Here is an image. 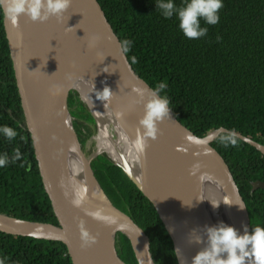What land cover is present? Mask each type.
<instances>
[{"label": "water", "instance_id": "1", "mask_svg": "<svg viewBox=\"0 0 264 264\" xmlns=\"http://www.w3.org/2000/svg\"><path fill=\"white\" fill-rule=\"evenodd\" d=\"M3 27L25 128L58 225L0 213V232L59 241L64 244L72 264H125L114 243L115 234L120 232L128 238L137 264H154L144 232L128 215L112 205L94 178L90 161L99 152L91 159L85 158L79 149L67 107L72 79L79 73L88 74L95 83L102 87L107 85L113 92L110 103L128 123L134 139L140 128L138 120L143 115L144 100L152 90L132 69L98 1L70 0L60 18L52 15L44 21H33L21 13L15 26L3 18ZM104 68L107 71H103ZM136 89L144 90L142 98L138 97ZM89 113L97 120L90 107ZM66 118L86 175L97 189V192L86 190V198L79 207L71 203V187L66 177ZM224 132L228 131L218 128L204 137H197L169 108V115L157 122L155 139H147L142 153L136 151L137 180L124 165L105 152L154 207L172 241L177 264H191L196 252L207 246L205 227L213 225L197 201L196 177L200 171L208 173L216 182L230 224L238 232L244 230L242 226H247L250 231L248 212L229 167L211 146ZM232 133L264 155V145ZM194 161H199L200 167L190 175ZM256 189H264V182H251V192ZM85 209H99L114 222L106 224L96 220L86 215ZM80 220L96 237L95 242L86 246L81 245L77 227Z\"/></svg>", "mask_w": 264, "mask_h": 264}, {"label": "trees", "instance_id": "2", "mask_svg": "<svg viewBox=\"0 0 264 264\" xmlns=\"http://www.w3.org/2000/svg\"><path fill=\"white\" fill-rule=\"evenodd\" d=\"M97 1L135 73L152 89L161 81L166 84L161 95L167 96L182 125L197 137L224 128L264 145V0H222L218 22L201 21L207 34L197 39L185 38L175 15L162 17L154 0ZM174 3L180 5L181 0ZM67 107L71 115L93 121L71 91ZM0 125L17 132L12 140L0 135V155L11 156L13 149L21 153L14 163L0 167V213L57 226L25 128L2 16ZM218 136L211 146L229 167L248 212L250 231L264 227V189L251 192V182H264V155L239 138L235 146L225 147ZM90 167L112 205L146 235L153 263L177 264L172 241L154 207L124 172L99 154ZM114 243L125 264H137L125 235L117 232ZM0 264L72 263L59 241L0 232Z\"/></svg>", "mask_w": 264, "mask_h": 264}, {"label": "clouds", "instance_id": "3", "mask_svg": "<svg viewBox=\"0 0 264 264\" xmlns=\"http://www.w3.org/2000/svg\"><path fill=\"white\" fill-rule=\"evenodd\" d=\"M70 0H0V16L15 26L21 13L29 19L44 21L49 16L60 18L69 6ZM155 10L165 19L174 15L178 21V28L185 38L197 39L207 34V28L201 26L214 25L219 20V10L223 6L222 0H181L177 5L174 0H154ZM220 39L219 36L216 37ZM129 46L130 41L126 42ZM127 50V49H125ZM103 71H107L105 68ZM166 88L164 82H159L148 95L143 103V115L139 118L140 128L132 140L133 148L142 153L148 138L155 139L157 134V122L169 115V100L161 92ZM138 97H143L144 90L136 89ZM95 97L102 102H108L113 92L107 85L100 90H95ZM138 102V101H133ZM119 115V113H117ZM0 135L7 140L17 136L16 130L8 125H0ZM218 140L225 147L235 146L237 137L230 131L219 134ZM21 153L13 149L11 156L0 155V167L9 162L19 159ZM200 167L199 161H194L190 167L189 174H195ZM71 203L79 207L86 198V190L82 186L72 185ZM68 193L66 192L65 195ZM227 203V202H225ZM215 206V205H213ZM243 207V206H240ZM86 215L106 224H112L113 218L101 210H87ZM77 227L81 245L86 246L95 242L96 237L84 226V221H78ZM243 231L238 230L230 224L218 222L215 225L205 227L207 246L192 257L191 264H264V227L254 226L251 231L247 226H242Z\"/></svg>", "mask_w": 264, "mask_h": 264}, {"label": "bare ground", "instance_id": "4", "mask_svg": "<svg viewBox=\"0 0 264 264\" xmlns=\"http://www.w3.org/2000/svg\"><path fill=\"white\" fill-rule=\"evenodd\" d=\"M94 81L88 74L79 73L72 79L70 86L79 91L82 99L91 108L99 122L98 136H96L97 151L106 152L111 158L124 165L130 171L131 176L137 180L138 158L132 146L133 138L128 123L121 119L120 112L110 103V99L105 103L95 97L94 91L100 90L102 86ZM110 125H114L113 133L116 139L111 137L108 128ZM64 162L69 183L82 186L88 192H97L93 180L86 175L83 162L77 154L75 137L68 119L66 120ZM196 179L197 201L202 213L213 225L221 221L230 224L228 213L224 210L222 194L214 179L202 171Z\"/></svg>", "mask_w": 264, "mask_h": 264}, {"label": "rangeland", "instance_id": "5", "mask_svg": "<svg viewBox=\"0 0 264 264\" xmlns=\"http://www.w3.org/2000/svg\"><path fill=\"white\" fill-rule=\"evenodd\" d=\"M70 91L73 92V94L76 95L78 98L79 102L82 103L84 109L89 112V106L85 103L83 99H81V94L79 91L75 90L73 87L70 88ZM70 111V109H68ZM71 111H76L75 108L71 109ZM70 121L72 126L75 124L76 126H73V131L76 136V140L78 141L79 144V149L82 151L83 155L87 159H91L93 156H95L98 151H97V141H96V136H98V130H99V125L97 124V120L94 119L93 121H86L83 120L82 118L78 116H73L70 114ZM113 124V123H112ZM114 125H110L108 128L110 130V134L112 135L111 137L116 139V135L113 133L114 130ZM79 130V132H78ZM99 155H105V152H99ZM97 154V155H98Z\"/></svg>", "mask_w": 264, "mask_h": 264}]
</instances>
